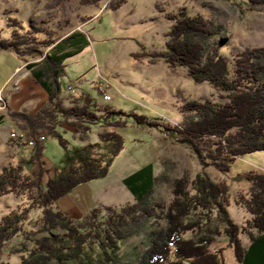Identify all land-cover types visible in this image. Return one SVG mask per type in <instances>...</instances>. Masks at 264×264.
<instances>
[{
  "label": "trees",
  "instance_id": "1",
  "mask_svg": "<svg viewBox=\"0 0 264 264\" xmlns=\"http://www.w3.org/2000/svg\"><path fill=\"white\" fill-rule=\"evenodd\" d=\"M108 1L80 0V3L95 6ZM130 1L111 0L108 8L118 11ZM232 1L241 14L264 7V0ZM166 18L172 23L166 35V51L153 53V63L161 59L172 70L186 68L188 77L199 84H211L227 100L220 105L209 101L184 103L185 118L175 133L201 165L228 173L238 158L264 151V47L246 49L231 61L222 51L226 45V40L220 37L225 32L224 25L200 14L191 16L186 8L167 14ZM8 25L15 31L11 39L0 41V50L42 58L27 67L35 82L49 95L48 103L35 112H12L10 117L21 132L30 138H57L68 148V142L59 133V128L65 125L78 132L82 141L89 139L92 126L99 123V113L105 114L106 127L118 129L127 125L121 119L111 120L124 113L98 108L90 95L73 97L71 107L64 106L60 79L66 75L65 61L82 45L90 43L83 32L64 39L49 32V38L39 41L38 37L44 34L42 28L21 35L24 26L17 19L9 17ZM218 38L221 42L212 45ZM146 56L147 53L133 55L135 59ZM134 118L149 127L156 124L145 116L134 115ZM100 140L111 144L109 155L100 159L102 165L70 166L46 184L42 169L36 175L27 174L22 161L0 167V198L10 194L27 199L23 208L12 210L0 219V253L21 236L33 244L23 264L53 261L68 264L87 256L89 250L98 251L102 264L118 263L120 245L147 234L149 248L138 264H224L217 253L211 252V247L217 237L225 234L229 247L235 251L237 264H264L263 171L248 173L250 191L236 198L237 205L251 215L243 226L235 224L227 212L231 200L228 184L214 183L204 174H198L193 181L185 176L174 182V197L168 207L152 203L158 180L151 164L123 180L135 203L121 208H95L79 221L59 210L57 202L75 189L106 178L114 160L124 150V139L117 131L103 132ZM43 143L36 144L37 162L43 157ZM34 211H40L36 221L31 220ZM162 216L167 220V228L156 232L150 229L152 220ZM216 221L226 226L223 232ZM31 222L33 228L27 229ZM189 233L195 236L186 237ZM243 236L249 239L247 247ZM0 264L4 263L0 260Z\"/></svg>",
  "mask_w": 264,
  "mask_h": 264
},
{
  "label": "rangeland",
  "instance_id": "2",
  "mask_svg": "<svg viewBox=\"0 0 264 264\" xmlns=\"http://www.w3.org/2000/svg\"><path fill=\"white\" fill-rule=\"evenodd\" d=\"M110 3L111 0L100 5L82 6L80 0H0L2 42L11 39L15 31L8 25L9 17L24 26L21 35L42 28L44 34L38 37L39 41L49 38V32L62 39L73 32L88 35L90 43L82 45L65 61L66 75L60 79L64 106L71 107L73 97L90 95L98 108L108 107L124 113V116H113V122L120 119L127 122L125 127L112 129L105 126V114L99 113V123L92 126L87 141L80 140L79 133L69 126L60 127L59 133L68 142V148H64L57 138L47 137L43 143V157L37 162V145L19 147L10 142L9 136L17 126L12 123V112L28 110L32 113L39 107L33 109L29 107L30 103L47 97L41 86L34 84L31 77H25L31 73L27 65L38 63L42 58L0 50V167L22 161L27 174L36 175L42 169L46 184L70 166L80 163L102 165L100 159L109 155L111 144L102 143L100 135L117 131L124 139V150L114 160L109 175L75 189L58 207L56 204L59 210H67L63 212L79 221L95 208H121L133 204L135 198L123 180L151 164L158 180L152 203L168 207L174 197V182L185 176L193 181L198 174H204L214 183L228 184L231 200L227 212L235 224L245 225L251 215L237 205L236 198L250 191L248 173L264 172V151L238 158L228 173L201 165L191 149L181 142V136L175 133V128L185 118L182 106L188 101L220 105L227 101L223 98L225 94L209 83L199 84L188 77L186 68L172 70L161 59L156 60L157 64L153 63L151 55L166 51V35L172 25L167 14H176L186 8L191 16L200 14L225 26V32L220 36L226 40L222 51L233 61L239 52L264 47V7L241 14L232 0H131L122 9L112 11L108 8ZM220 42L218 38L212 45ZM44 53L46 55L47 51ZM135 53H147L148 56L135 59ZM16 69L15 75L8 80ZM105 82L111 84L108 90L111 101L108 102L98 91V85ZM134 115L145 116L156 124L154 127L139 124ZM14 129L20 131L18 127ZM24 203H27L26 198L10 194L0 198V219L12 210L23 208ZM38 217L40 211H34L31 220L36 221ZM32 223L27 229L33 228ZM216 224L222 232L226 229L219 221ZM167 225L162 216L152 220L150 229L156 232ZM194 236L189 233L186 237ZM243 240L247 247L248 237L243 236ZM149 242L147 234L127 240L120 245L119 262L110 264H138L148 250ZM32 247L25 237H17L0 253V260L4 264H23ZM211 252L217 253L224 264H237L235 251L229 247L225 234L216 238ZM68 264L102 263L98 251L89 250L87 256Z\"/></svg>",
  "mask_w": 264,
  "mask_h": 264
},
{
  "label": "built area",
  "instance_id": "3",
  "mask_svg": "<svg viewBox=\"0 0 264 264\" xmlns=\"http://www.w3.org/2000/svg\"><path fill=\"white\" fill-rule=\"evenodd\" d=\"M110 86L111 84H108L107 82L100 83L98 85L99 93L103 96L105 101L107 100V102L111 101V96L108 95V90L111 88ZM10 138H11V141L19 147L34 146L38 143H43L47 140L45 136H41L38 138H30L21 131H13L10 134Z\"/></svg>",
  "mask_w": 264,
  "mask_h": 264
},
{
  "label": "crops",
  "instance_id": "4",
  "mask_svg": "<svg viewBox=\"0 0 264 264\" xmlns=\"http://www.w3.org/2000/svg\"><path fill=\"white\" fill-rule=\"evenodd\" d=\"M74 33V32H73ZM73 33H71V34H73ZM70 34V35H71ZM84 34V33H83ZM86 35V34H85ZM87 37H89L88 35H86ZM17 69H19V67L17 68ZM17 69L15 70V72L10 76V78H8V80L9 79H11L14 75H15V73L17 72ZM29 70V69H28ZM30 75H28L27 74V76H25V77H27V79L29 78V77H31L32 79H33V82H34V84H36L37 86H41V85H38L36 82H35V80H34V77H33V75H32V71L30 70ZM7 80V81H8ZM42 87V86H41ZM43 88V87H42ZM34 90H36L35 88H33ZM44 89V88H43ZM39 90V89H38ZM45 90V89H44ZM38 93H40V91H37ZM46 92V91H45ZM36 93V92H35ZM47 93V92H46ZM48 100H49V95H48V93H47V97L45 98H41V99H37V100H34L32 103H30V106L29 107H31V108H33V109H36V107H39V108H37V110H39L41 107H43V106H45L47 103H48ZM13 110V109H12ZM37 110H35V111H37ZM34 111V112H35ZM13 112H16V111H13ZM27 112H28V110H27ZM13 124H14V126H15V123L14 122H12ZM15 127H17V126H15ZM14 127V128H15ZM12 129L11 131H14L15 129ZM9 139H10V136H9ZM10 142L13 144V142L11 141V139H10ZM86 186V185H85ZM67 197V196H66ZM66 197H64V198H62L61 200H59L58 202H57V207H58V204L59 203H61ZM59 208H60V206H59ZM61 209V208H60ZM61 210H63V211H65V212H67V210H65V209H61ZM69 214L71 215V213L69 212ZM73 215V214H72Z\"/></svg>",
  "mask_w": 264,
  "mask_h": 264
}]
</instances>
